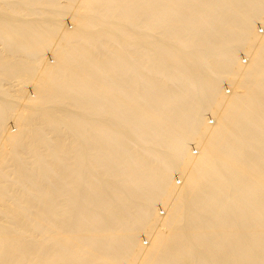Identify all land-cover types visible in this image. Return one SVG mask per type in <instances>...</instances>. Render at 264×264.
<instances>
[{"label": "bare ground", "instance_id": "obj_1", "mask_svg": "<svg viewBox=\"0 0 264 264\" xmlns=\"http://www.w3.org/2000/svg\"><path fill=\"white\" fill-rule=\"evenodd\" d=\"M258 25L264 0H0V264H264Z\"/></svg>", "mask_w": 264, "mask_h": 264}, {"label": "rangeland", "instance_id": "obj_2", "mask_svg": "<svg viewBox=\"0 0 264 264\" xmlns=\"http://www.w3.org/2000/svg\"><path fill=\"white\" fill-rule=\"evenodd\" d=\"M67 23H68V22H67ZM258 29H259L260 34L262 35V34H263V31H264V27L261 26V25H258ZM241 57H242V62L244 63V65H246V62L248 61V59L245 57V55H242ZM224 89H225V92H226L227 95H229V93L232 91V89H231V87H230L229 85H225V86H224ZM29 91H30V90H29ZM208 120H209L210 125H212V123L215 122V119H214L212 116H208ZM9 126H10L11 128L13 127L12 122H10V125H9ZM191 149L193 150V153H194L195 155H196V153H198V149H197L196 146H192ZM174 180H175V182H176V184H177L178 186L181 185L182 180H180V177H179V176H175ZM165 211H166V210H165L162 206H159V207H158V212H159V215H160L161 217H164V216L166 215V214H165V213H166ZM161 214H162V215H161ZM142 241H143V244H144L145 246H147V243H149V240H147L146 237H143V238H142Z\"/></svg>", "mask_w": 264, "mask_h": 264}]
</instances>
